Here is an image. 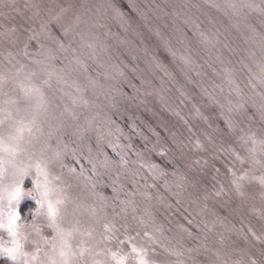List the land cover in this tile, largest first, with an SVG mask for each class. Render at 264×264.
<instances>
[{"label":"rangeland","instance_id":"1","mask_svg":"<svg viewBox=\"0 0 264 264\" xmlns=\"http://www.w3.org/2000/svg\"><path fill=\"white\" fill-rule=\"evenodd\" d=\"M43 1L0 0L5 222L21 188L20 247L15 260L3 253L15 245L0 229V264H61L69 251L70 264H264V0H71L72 10ZM118 100L135 107L129 120L112 118ZM116 124L141 132L149 188L159 175L162 188L208 192L224 219L219 248L158 245L118 226L115 178L100 166ZM37 164L63 200L69 248L37 213Z\"/></svg>","mask_w":264,"mask_h":264},{"label":"trees","instance_id":"2","mask_svg":"<svg viewBox=\"0 0 264 264\" xmlns=\"http://www.w3.org/2000/svg\"><path fill=\"white\" fill-rule=\"evenodd\" d=\"M73 1L56 0L61 3V8L70 10L73 9ZM43 3L48 9L52 5L51 0H44ZM26 17L27 21L28 16ZM127 105L126 101L118 100L117 107L111 113L112 118L129 120L133 114L130 107H135ZM125 125L119 127L116 124L115 128L113 127L116 151L112 148L113 154H106L108 160L112 162L110 168L115 178L110 184L117 189L114 192L113 187L108 185L113 192V204L121 206V209H118L119 215L116 216L121 222H118V226L149 233L152 235L151 239L158 245L163 240V243H169L170 246L194 247L197 244L209 249L219 248L215 241L218 235L225 233L219 232L225 230L224 219L222 213L219 214L215 205L209 201L211 197L208 192L188 183L181 184L180 188H174L177 185L162 188L159 184L161 181L159 175L153 179L155 184L149 188V178L140 170L146 154H137L142 148L143 139L137 138L141 132L132 129L129 131V126ZM118 152L120 154H117ZM88 170L86 166L85 171ZM99 172L96 176L99 187L106 186L104 180L110 178L109 169ZM213 195L217 198L215 191Z\"/></svg>","mask_w":264,"mask_h":264},{"label":"snow or ice","instance_id":"3","mask_svg":"<svg viewBox=\"0 0 264 264\" xmlns=\"http://www.w3.org/2000/svg\"><path fill=\"white\" fill-rule=\"evenodd\" d=\"M26 129L21 126L17 129V132L22 133ZM3 144L2 138H0V145ZM7 150V149H5ZM122 162L123 159H122ZM258 162V161H257ZM90 163L93 164V170L96 168V163L90 161ZM112 162L110 160H104L100 162V166L104 168L110 167ZM69 171H75V169H69ZM231 171V170H230ZM37 179L32 181L33 185L35 186L36 190L40 194L39 200H34V202L40 206V208L37 210L38 214H42L46 216L49 224L51 227L57 230L58 233L61 234V239L64 241V245L66 248H69L70 246L67 244V236H71V231H68L67 234H64V230L60 228V221L62 220L61 212H60V205L63 203L62 198L59 195L58 188L52 183V180H49L48 173L40 168V165L37 164ZM43 176V179L40 177ZM53 179H58V177H53ZM239 180L244 179V176L241 175L238 177ZM257 179V178H253ZM235 183V181H234ZM260 183L264 185V178H260ZM237 189L239 190L240 185L237 184ZM113 191H117L115 187H113ZM27 195H31V192L29 191ZM21 197V188L18 186L14 189V191L11 193L9 197V208L7 210L6 216L7 220L6 222L3 219H0V229H3L7 232L8 236L12 238V243L15 245L13 248H3V253L7 254L11 259L15 260L16 255L15 252L19 249L20 244L16 240L17 236V221L21 219V213L12 207V202L16 201L18 202ZM107 228V225L105 226ZM85 249H81L80 255L83 256ZM133 252L136 251L135 248L132 249ZM61 255L64 257V259L61 261V264H70L68 257L71 255H74L73 253L69 252H62ZM55 264V262H54ZM96 264H101V262H96ZM118 264H123V261H119ZM140 264H147V261L144 260L141 257Z\"/></svg>","mask_w":264,"mask_h":264}]
</instances>
